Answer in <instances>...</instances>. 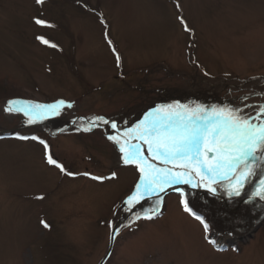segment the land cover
Wrapping results in <instances>:
<instances>
[{"label":"rangeland","instance_id":"374dc122","mask_svg":"<svg viewBox=\"0 0 264 264\" xmlns=\"http://www.w3.org/2000/svg\"><path fill=\"white\" fill-rule=\"evenodd\" d=\"M209 97L264 123V0H0V264H98L137 203H125L143 183L122 160L123 135L74 120L135 128L169 98L192 110ZM10 100L64 103L29 123L5 111ZM181 200L139 205L104 264H264V220L219 230L214 216L226 215L191 203L213 236Z\"/></svg>","mask_w":264,"mask_h":264},{"label":"snow or ice","instance_id":"6c2138e0","mask_svg":"<svg viewBox=\"0 0 264 264\" xmlns=\"http://www.w3.org/2000/svg\"><path fill=\"white\" fill-rule=\"evenodd\" d=\"M41 2L42 0H37V3ZM36 23H44V21L37 20ZM44 43H48V41H44ZM117 62L119 63V57H117ZM63 103V101H58L54 105H40L10 100L8 101L9 107L5 111H23L30 117L28 122L33 123L34 121L31 119L33 115L37 119H43L49 115H59L58 109ZM161 107L158 105L152 111L151 119L142 120L136 126L138 138L148 145L153 158L160 159L164 165L183 160L185 157H190V160L179 165L181 171L173 172L167 167H155L152 164H147L141 153L140 145L129 144L128 151H125V148L121 146L120 151L124 153L122 156L124 163H136L142 173L145 172V168L148 169L147 178L143 175L141 177L144 191L152 192L157 189L164 191L170 185L192 184L191 179L185 177L192 175L191 165L195 163L199 166L197 174L203 173L201 180L207 179L208 183L192 184L194 188L202 186L215 194L216 187L214 185L227 179L229 181L227 194L230 197L240 196L241 190L248 183L249 178L255 175V170L264 166L261 163L264 161V123H252V117L240 115L241 109H232L226 112L224 108L218 109L213 106L206 111L203 107L198 106L196 109L189 110L177 102L176 108H180L182 111H176L172 105H167L163 106L167 109L166 113L161 115ZM260 111L264 113V106ZM148 115V113L145 114L146 117ZM94 119L109 123L104 117H95ZM256 119H259V116ZM90 124L95 126L92 122ZM111 126L116 128V122L112 121ZM85 131L88 129L86 128ZM206 137L207 142H205ZM108 138L119 142L117 137L109 136ZM201 143H205L203 151L200 147ZM258 153L260 154L259 158ZM48 162L59 167L62 172L65 171L51 157ZM68 175L73 174L68 173ZM94 179L96 178L94 177ZM140 188L141 184H137V192L129 196L125 203L131 206L138 202L137 193ZM177 190L179 191V189ZM251 195L264 199V179L260 181L258 190ZM181 203L184 204L185 211H188L185 200L182 199ZM41 223L44 222L41 221ZM45 226L47 227V225Z\"/></svg>","mask_w":264,"mask_h":264},{"label":"water","instance_id":"95a60500","mask_svg":"<svg viewBox=\"0 0 264 264\" xmlns=\"http://www.w3.org/2000/svg\"><path fill=\"white\" fill-rule=\"evenodd\" d=\"M118 227V223H116L115 224V226H114V228H113V230H112V237H111V242H110V247H109V250H108V252L111 250V247H112V239H113V234H114V232H115V230H116V228ZM107 252V253H108ZM101 264V263H100Z\"/></svg>","mask_w":264,"mask_h":264},{"label":"bare ground","instance_id":"6f19581e","mask_svg":"<svg viewBox=\"0 0 264 264\" xmlns=\"http://www.w3.org/2000/svg\"><path fill=\"white\" fill-rule=\"evenodd\" d=\"M125 177H127V179L130 180V176H128V175L126 176V175H125ZM172 208H173V210H174V206H172ZM173 216H175V214H173Z\"/></svg>","mask_w":264,"mask_h":264},{"label":"trees","instance_id":"16d2710c","mask_svg":"<svg viewBox=\"0 0 264 264\" xmlns=\"http://www.w3.org/2000/svg\"><path fill=\"white\" fill-rule=\"evenodd\" d=\"M192 79H194V78H192ZM195 80V79H194ZM210 99H212V100H215V99H213V98H210ZM211 101V100H210ZM217 101V100H216ZM60 123V122H59ZM63 124V123H62Z\"/></svg>","mask_w":264,"mask_h":264}]
</instances>
